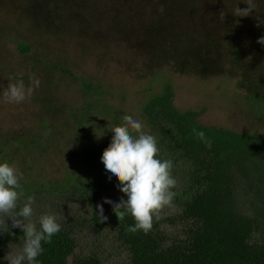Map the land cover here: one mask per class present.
<instances>
[{"label":"rangeland","instance_id":"rangeland-1","mask_svg":"<svg viewBox=\"0 0 264 264\" xmlns=\"http://www.w3.org/2000/svg\"><path fill=\"white\" fill-rule=\"evenodd\" d=\"M252 2L251 15L236 17L247 0H0V163L22 174L18 208L32 195V220L56 215L73 231L77 254L130 264L114 227L95 233L81 192L97 191L103 151L125 115L159 142L142 107L165 85L174 106L196 111L201 125L264 134V45L257 43L264 36V0ZM30 77L41 81L32 96L7 102L4 87L21 79L27 86ZM158 148L162 161L173 162L177 180L173 206L161 212L171 221L163 229L180 235L179 202L190 167ZM119 185L95 195L113 222L119 217L104 200H126ZM6 222L10 258L22 252L25 238L11 218Z\"/></svg>","mask_w":264,"mask_h":264},{"label":"trees","instance_id":"trees-1","mask_svg":"<svg viewBox=\"0 0 264 264\" xmlns=\"http://www.w3.org/2000/svg\"><path fill=\"white\" fill-rule=\"evenodd\" d=\"M173 98L172 88L165 85L147 99L142 111L160 135V148L190 167V184L179 202L180 235L168 234L163 226L171 221L162 217L154 219L147 234L127 231L135 225L130 214L101 222L96 192L120 184L106 169L97 191L87 187L80 195L91 211L95 233L114 227L115 241L130 264H264V134L201 125L196 111H179ZM60 225L51 243L42 242L44 251L35 264H103L95 255L77 254L73 231ZM8 242L0 232V264H8Z\"/></svg>","mask_w":264,"mask_h":264},{"label":"clouds","instance_id":"clouds-1","mask_svg":"<svg viewBox=\"0 0 264 264\" xmlns=\"http://www.w3.org/2000/svg\"><path fill=\"white\" fill-rule=\"evenodd\" d=\"M246 4L247 8L241 9L238 6L233 14L236 17L251 15L253 10H256L255 4L252 0H247ZM220 17L224 19L222 11ZM257 43L264 45V36L260 37ZM40 83L35 77H30L27 86L22 79L15 83L10 82L4 87L2 94L9 103H21L32 96ZM122 119L123 126H116L111 130L114 136L110 145L103 151L101 160L106 171L119 180V190L128 198L125 200L121 197L118 203L105 198L104 203L112 205L120 220L129 214L134 218L135 225L129 227L128 232L143 231L147 234L153 228L154 219L161 218L162 210L173 206V189L177 180L172 175L173 162L157 158V138L145 133L142 123L133 117L125 115ZM199 135L203 137L204 133L200 132ZM21 179L22 174H19L15 167L7 162L0 163V232H6L5 225L7 231L9 230L6 222L8 218H11L13 228L24 232L22 252L11 255L8 264H24L25 261L35 264L37 257L44 251L42 242L51 243V238L61 231V225L56 215L46 213L39 217L37 227V223L32 220L35 203V197L32 195L27 196L23 205L18 208V200L23 194ZM97 207L101 222L107 221L103 204Z\"/></svg>","mask_w":264,"mask_h":264}]
</instances>
